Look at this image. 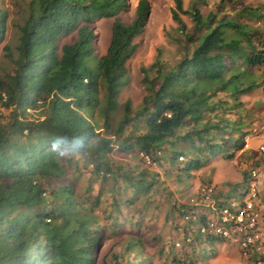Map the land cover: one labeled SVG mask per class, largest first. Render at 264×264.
I'll use <instances>...</instances> for the list:
<instances>
[{"label": "trees", "instance_id": "1", "mask_svg": "<svg viewBox=\"0 0 264 264\" xmlns=\"http://www.w3.org/2000/svg\"><path fill=\"white\" fill-rule=\"evenodd\" d=\"M209 1L217 11L203 14ZM232 1L190 0L184 9L182 0H172L180 57L168 66L158 50L140 68L143 95L134 111L129 100L122 103L110 138L98 132L92 112L108 129L148 1L136 0L133 17L122 22L117 14L127 0H28L16 45L0 48L10 65L0 75V106L9 109L0 115V264H94L97 218L87 198L75 197L72 181L62 178L79 159L101 181L120 171L106 161L116 152H141L156 165L164 157L169 166L182 163L176 168L185 175L217 155L233 158L246 132L236 117L239 97L264 82V31L245 19L263 20L264 5H244L229 16L222 11ZM100 18L112 21L105 52L96 56L91 24ZM6 19L0 9V44ZM68 35L72 40L59 45ZM121 176L131 196L151 187L143 170ZM178 214L175 208L173 223ZM131 250L128 244L126 253ZM121 256L110 252L101 264H140Z\"/></svg>", "mask_w": 264, "mask_h": 264}, {"label": "rangeland", "instance_id": "2", "mask_svg": "<svg viewBox=\"0 0 264 264\" xmlns=\"http://www.w3.org/2000/svg\"><path fill=\"white\" fill-rule=\"evenodd\" d=\"M149 13L142 31L134 38L135 50L126 61V83L117 96L118 107L111 115L108 129L101 126L97 110L92 112V119L97 125L101 135L114 138L116 121L121 114V105L129 100L131 109L134 111L143 95L141 85L140 68L149 65L160 51L161 60L171 66L180 57L181 44L176 40L178 33L176 24L170 17V9L173 7L172 0H147ZM136 0H127L125 8L117 15L122 22H129L133 17ZM190 0H182L185 9ZM28 0H0V9L6 12V30L0 48L6 44L14 48L17 43L18 29L23 17L27 14L26 4ZM263 4L264 0H234L227 2L222 12L229 16L235 14L240 7L247 5L254 7ZM217 11L216 4L209 1L202 9ZM180 18L186 27L191 30L192 22L187 14H180ZM111 18H100L93 21L91 28L94 34L93 50L96 56L105 52L110 35ZM248 24L253 23L264 31V19H245ZM262 27V28H261ZM73 35L59 38V45L68 43ZM0 49V75L4 70H9L10 65ZM240 106L237 108L236 117L240 125H243L245 134L242 147L235 152V160H222V165H214L208 172L207 166L203 165L197 170H192L188 175L179 172L176 167L182 163L169 166L163 157L158 165H146L135 152L123 154L116 152L106 155L109 165L119 166L120 171L106 180L93 179L89 175L90 166L84 167L82 159L78 160L76 168L73 165L65 167L62 178L72 181V190L75 197L87 198V205L92 208L93 215L97 218V229L100 242L95 253L94 264H101L108 253L121 254L122 260H128L140 264H176L175 259L179 251L172 246V241L179 235L176 233L175 225L178 218L172 221L173 212L178 204L187 203L196 188L205 182L211 184L230 183V186L239 184L238 176L241 170L246 171L253 167L256 169L257 195L256 201L264 217V82L253 88L248 94L240 96ZM9 109L2 107L0 115L3 119L8 116ZM231 120L233 117L230 116ZM130 128L124 129L121 136L128 133ZM254 144L250 147L247 144ZM243 149V150H242ZM246 149V150H244ZM245 151V152H244ZM241 154V155H240ZM237 156V157H236ZM215 157H220L219 155ZM244 159V160H243ZM163 160V161H162ZM183 156L180 162H183ZM176 164L178 166H176ZM207 167V168H206ZM113 168V169H116ZM139 170L147 173L146 183L152 180L151 187L147 192H139L132 196L122 187L125 183L122 176L125 172L137 175ZM243 171V172H244ZM137 177V176H136ZM232 189V188H231ZM98 194L97 204L92 205L94 196ZM231 199L232 192L227 194ZM116 204L114 205V199ZM236 199L228 200L227 204L235 205ZM133 246L128 254L125 251L127 245ZM206 243L195 242L193 250L198 255V264H238L242 259L240 252L231 244L215 243L213 248Z\"/></svg>", "mask_w": 264, "mask_h": 264}, {"label": "built area", "instance_id": "3", "mask_svg": "<svg viewBox=\"0 0 264 264\" xmlns=\"http://www.w3.org/2000/svg\"><path fill=\"white\" fill-rule=\"evenodd\" d=\"M4 101L5 94L1 93ZM2 107L0 106V112ZM264 151L263 146L258 147ZM146 165H156L148 155L138 153ZM179 161L182 156L177 157ZM256 169L250 167L244 175V181L230 189L232 198L221 196L215 185L205 182L196 188L187 203L176 206L178 222L175 225L179 235L172 241V246L180 254L176 264H198V255L193 250L195 238L219 239L236 246L241 254L238 264H264V217L256 201L258 197ZM228 191V188L226 189ZM236 199L233 206L228 200Z\"/></svg>", "mask_w": 264, "mask_h": 264}, {"label": "crops", "instance_id": "4", "mask_svg": "<svg viewBox=\"0 0 264 264\" xmlns=\"http://www.w3.org/2000/svg\"><path fill=\"white\" fill-rule=\"evenodd\" d=\"M244 144H247V143H244ZM247 145H249L250 147H253L254 146V144H247ZM243 150V149H242ZM244 150H246V149H244ZM245 152V151H244ZM241 155V154H240ZM237 157V156H236ZM222 160H231V161H234L235 160V157L233 156V158L232 159H223V158H221V157H212V158H210L207 162H209V164H208V168H207V170H208V172H209V170L214 166V165H216V164H219V165H222ZM244 160V159H243ZM207 162L205 163V165L207 164ZM197 170V169H196ZM244 170H241V172H240V175L238 176V181H239V184H237V185H235L236 183H233L234 184V186H230V183H228V182H224V183H222V184H220L221 183V181H219L220 183H217V184H214L215 185V187L218 189V194L219 195H221V196H228L227 194H228V192H229V190L232 188H234L235 186H238V185H240L243 181H244V175H245V173L243 172ZM228 188V191H226V189ZM230 188V189H229ZM215 243H227V244H230V243H228V242H225V241H216ZM214 243V244H215ZM214 244H212L211 245V247L213 248V246H214ZM209 245V244H208ZM232 245V244H231ZM234 246V245H233ZM235 248H236V246H234ZM211 248V249H212ZM237 249V248H236Z\"/></svg>", "mask_w": 264, "mask_h": 264}, {"label": "clouds", "instance_id": "5", "mask_svg": "<svg viewBox=\"0 0 264 264\" xmlns=\"http://www.w3.org/2000/svg\"><path fill=\"white\" fill-rule=\"evenodd\" d=\"M2 107V106H1ZM204 243V242H203Z\"/></svg>", "mask_w": 264, "mask_h": 264}]
</instances>
